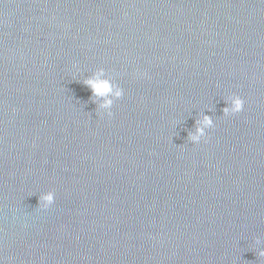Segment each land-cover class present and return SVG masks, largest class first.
<instances>
[{"label":"water","instance_id":"1","mask_svg":"<svg viewBox=\"0 0 264 264\" xmlns=\"http://www.w3.org/2000/svg\"><path fill=\"white\" fill-rule=\"evenodd\" d=\"M100 68L111 116L84 82ZM261 250L264 0H0V264Z\"/></svg>","mask_w":264,"mask_h":264},{"label":"clouds","instance_id":"2","mask_svg":"<svg viewBox=\"0 0 264 264\" xmlns=\"http://www.w3.org/2000/svg\"><path fill=\"white\" fill-rule=\"evenodd\" d=\"M104 69L100 68L94 73L92 78L85 80V84L92 90L94 96H103L104 100L100 107L107 112V115L111 116V108L114 100L123 96V89L119 85L112 83L109 80L101 81L99 77L103 75ZM229 105L224 109V114H236L243 110L244 100L239 95L228 96ZM214 121L210 116H203V119L197 122V128L195 134L190 136V140L193 143H198L202 137L206 135V130L213 127ZM54 202V193L48 192L41 198V207L47 208ZM259 255L264 256V250H261Z\"/></svg>","mask_w":264,"mask_h":264}]
</instances>
